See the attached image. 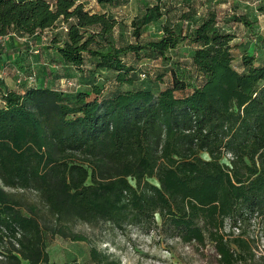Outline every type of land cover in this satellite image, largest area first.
<instances>
[{"label": "trees", "instance_id": "obj_1", "mask_svg": "<svg viewBox=\"0 0 264 264\" xmlns=\"http://www.w3.org/2000/svg\"><path fill=\"white\" fill-rule=\"evenodd\" d=\"M150 17L132 19L134 41L120 42L110 37L118 21L79 0H0V35L51 30L46 71L61 82L71 78L57 69L69 66L81 78L75 89L36 76L16 83L33 72L16 67L12 86L0 77V264H57L45 238L83 241L74 226L98 222L179 239L208 264H264L255 240L231 236L264 222V55L228 27L256 23L211 10L188 30L163 23L160 37L142 41ZM144 59L172 65L165 87L139 83Z\"/></svg>", "mask_w": 264, "mask_h": 264}, {"label": "rangeland", "instance_id": "obj_2", "mask_svg": "<svg viewBox=\"0 0 264 264\" xmlns=\"http://www.w3.org/2000/svg\"><path fill=\"white\" fill-rule=\"evenodd\" d=\"M87 1L97 12L107 9L108 14L118 21V25L110 37L112 40L117 39L120 42L134 41L131 21L136 19L137 24H140L145 14H150L152 16L150 19H152L147 24L141 25L140 40L142 41L155 39L162 35L163 23L174 25L176 28H181L183 25L184 27L186 25L194 27L199 24L201 16L211 10L216 13L218 18L227 23V20H230L234 13L243 12L249 16L248 20H253L256 24L253 27L254 29L249 31L241 24L229 23L228 27L234 29L233 31L239 36L235 39V42H243L245 46L250 48L258 46L259 57L264 55V45L262 47L260 45L262 38H264V0H121L119 5L112 7H96L94 2ZM155 6L161 8L163 17H157V13L153 10ZM51 34H53L51 30H44L32 37H20L15 34L7 35L2 44L5 46L12 45L11 49L16 44L20 50L18 49V53L11 50V56L7 55L1 60V77L5 78L7 82H11L13 75H10V73L5 75L4 72L7 71V67L10 65H15L21 73L28 70L33 71L36 75L37 85L45 83L52 87L63 86L60 81L55 80L52 73L46 71V68H49L47 63L50 62L51 57L55 56L53 49H47L49 39L52 37ZM255 39L257 42L254 41ZM26 42L32 43L28 48L37 47L38 52L32 54L26 50ZM188 48L187 45H181L180 51L187 52ZM171 53L173 54L171 64L175 63L177 65L179 56L176 50L171 51ZM142 62H144V65L141 68H145L149 74L144 79L139 77L140 84L149 85L151 80H155L158 87H165L166 83L168 84L171 81L170 70L172 65H167L168 63L163 62L161 59L155 61L144 59ZM239 62L240 60L236 59L234 64L238 66ZM4 68L6 69L4 70ZM175 69L180 76L181 70L179 67L177 66ZM57 70H60L59 74H65V78H71L70 80L81 83L80 74L75 69L69 66H61ZM140 73L141 70H139ZM161 73H164L165 76L160 82L158 78ZM262 221L260 218L252 220L249 226L240 228V230L236 229L231 236L242 235L250 243L255 240L257 255H264V222ZM244 229L246 231L243 232ZM73 230L83 234L86 240L73 241L59 235L45 238V247L52 262L57 264L62 262L96 264L89 255L90 249L95 248L97 252L107 255L109 261L117 260V264H208V261L201 259L192 246L183 243L179 239H165L156 232L146 233L134 227L117 230L106 222H98L95 225L77 223ZM225 232H230L228 227ZM241 232L243 233L241 234ZM211 250L212 248L209 245L204 251L208 253ZM22 264L28 263L22 261Z\"/></svg>", "mask_w": 264, "mask_h": 264}, {"label": "crops", "instance_id": "obj_3", "mask_svg": "<svg viewBox=\"0 0 264 264\" xmlns=\"http://www.w3.org/2000/svg\"><path fill=\"white\" fill-rule=\"evenodd\" d=\"M80 2H83L84 3V6H85V8H87V9H90L91 11H95V8H93V7H91L90 6V4H89V2L87 1V0H79ZM90 1H92V2H94V4L96 5V7L97 6H109V7H112L111 5H99V4H97L94 0H90ZM192 6H193V3H192ZM207 8H209V6H207ZM102 12H106V13H108V10L107 9H103L102 10ZM203 13H204V11H203ZM208 14V13H207ZM207 14H205L204 13V15L203 16H201V19L199 20V23L201 22V20L207 15ZM178 22V21H177ZM197 25V24H196ZM184 26V25H183ZM190 28H192V27H188L187 25L184 27V29L185 30H188V29H190ZM161 32H162V30H161ZM161 36V35H160ZM159 36V37H160ZM3 44H1L0 45V62H1V60L3 59V58H5L7 55L10 57L11 56V54H10V51L11 50H13V51H15V53H18V47L19 46H17L16 44H14V48H12L11 49V47H12V45L11 46H5V45H3ZM1 64V63H0ZM2 65V64H1ZM1 65H0V68H1ZM15 67V65H10L9 67H7V71L6 72H4V74L6 75V74H8V73H10V75H13V68ZM6 68H4V70H5ZM11 71V72H10ZM9 78V77H8ZM3 85L2 86H12V83L11 82H7L6 81V79H3V83H2Z\"/></svg>", "mask_w": 264, "mask_h": 264}, {"label": "built area", "instance_id": "obj_4", "mask_svg": "<svg viewBox=\"0 0 264 264\" xmlns=\"http://www.w3.org/2000/svg\"><path fill=\"white\" fill-rule=\"evenodd\" d=\"M6 36L7 35H0V44L3 43V40ZM34 52H37V50H35ZM35 76L36 75L34 72H32L28 75H25V76L19 75V77L16 79V83H19L22 80H27L28 82H33L35 80ZM0 77H1V75H0ZM61 84H63V86L61 85L62 88H65V87H73L75 89L79 88V85H77L73 80H70V79L61 80Z\"/></svg>", "mask_w": 264, "mask_h": 264}]
</instances>
